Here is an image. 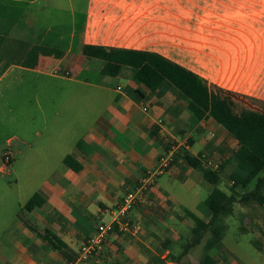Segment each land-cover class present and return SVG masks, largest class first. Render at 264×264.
<instances>
[{"label":"crops","instance_id":"crops-1","mask_svg":"<svg viewBox=\"0 0 264 264\" xmlns=\"http://www.w3.org/2000/svg\"><path fill=\"white\" fill-rule=\"evenodd\" d=\"M41 1L30 0L29 4L36 7ZM64 12L71 25L62 55L40 56L34 68H24L22 63L32 46L54 45H46V38L39 36H22L26 40L21 41L20 59L0 73V82L11 73L13 84H20L21 73H31L34 76L28 78L34 84L60 81L55 84L61 87V82L70 81L109 95L102 99L98 91L89 93L90 107L81 109V116L77 112L74 117L70 110L64 140H7L9 150L1 158L10 154L14 168L22 162L27 178L41 176L48 181L32 194L17 193L16 202L10 204L12 216L6 222L0 216V264L74 261L97 225L110 220L102 212L114 210L144 174L155 168L170 145L184 148L194 157L211 158L217 165L237 149L236 141L212 120L193 121L186 99L169 84L154 91L139 88V94L132 81L133 70L128 67L108 80L101 73V61L82 55L83 45L154 53L199 76L209 87L264 103V0H64ZM78 15L77 25L74 20ZM0 36L7 37L1 30ZM11 71L18 75L14 77ZM83 71L96 72L99 82L63 75L79 76ZM59 115L57 109L55 119ZM68 130L74 135L71 143L65 139ZM35 134L41 136L39 131ZM78 143L82 144L79 148ZM195 143L199 144L196 151ZM230 147L234 149L226 154ZM66 156L75 160L79 170L63 164ZM165 174L169 176L165 185L178 179L181 185L193 182L208 194L212 189L180 159ZM165 174L156 179L130 214L138 226L137 236L116 229L107 237L104 249L86 264H171L167 262L169 254L179 252L181 242L189 238L191 223L184 217L189 210L177 212L178 203L160 183ZM36 193L40 196L36 208L22 211ZM205 209L198 218L206 222L210 213ZM45 231L64 247L58 250L50 245ZM227 253L219 243L212 255L215 264L217 257L222 255L225 260Z\"/></svg>","mask_w":264,"mask_h":264},{"label":"rangeland","instance_id":"rangeland-1","mask_svg":"<svg viewBox=\"0 0 264 264\" xmlns=\"http://www.w3.org/2000/svg\"><path fill=\"white\" fill-rule=\"evenodd\" d=\"M29 1L0 0V30L7 36H4V43L0 45V54L7 66L18 63L20 59L19 49H23L21 41L26 40L22 36L46 38L45 44L54 45L51 47L59 51L61 47L67 46L71 22L65 17L68 14L64 12V0H48L47 2L42 0L36 7L30 5ZM79 18L80 15L74 20L77 25L80 23ZM11 72H14V77L18 75L16 71ZM21 74L20 84H13L11 73L0 82V205L3 209V212L0 211V216L3 222L12 216V213H9L10 204L15 201L17 193L32 194L41 187L44 181H48L41 176L37 179L27 178L28 174L22 172V162L15 163V168L12 164L4 167L1 156L4 151L9 150L7 140L20 139L28 142L48 137L54 140H64V128L71 120L70 110L75 117L81 109L85 111L87 107H90L89 97H87L89 93L98 91L102 99L109 95L102 90L80 86L70 81L61 82L63 84L61 87L55 84L60 81L34 84L28 78L33 77V74ZM54 74L62 75L58 72ZM63 75L64 78L87 80L94 84H97L100 78L94 71H83L79 76L68 75V72H64ZM103 77L111 80L109 76L104 75ZM84 93H86L85 97L80 98ZM229 93L235 99L236 111L241 108L260 110L264 107L262 102L253 98ZM91 102L95 103L90 99ZM64 108H66L65 111ZM57 109L60 112V118L55 119ZM79 114L81 116L82 112ZM36 131L41 132L40 137L35 134ZM65 134L67 142L74 141V135L70 130ZM193 149L198 150L199 144L195 143ZM233 149L230 147L226 154H230ZM209 161L215 164L211 158H206V165H208L207 162L210 163ZM51 165L56 164L50 163L49 166ZM228 171V168L224 171L219 184V188L227 192ZM168 178V175H163L160 183L173 197L174 202L178 203L175 205V210L179 212L182 208H186L197 217H201L203 211L206 210L203 202L208 195V190L193 182L183 186L178 179H171L170 184L165 185ZM233 211L231 216L224 219L226 231L220 242V245L224 246L229 253L225 260L222 259V255L217 257L216 264H264V205L242 207L235 204ZM192 253L190 260L196 263L200 249H193Z\"/></svg>","mask_w":264,"mask_h":264},{"label":"trees","instance_id":"trees-1","mask_svg":"<svg viewBox=\"0 0 264 264\" xmlns=\"http://www.w3.org/2000/svg\"><path fill=\"white\" fill-rule=\"evenodd\" d=\"M3 42L4 37L0 36V45ZM81 53L86 58L101 61V73L106 76L118 75L122 67L133 70L132 81L137 85L139 94V88L154 91L161 84H169L186 99V110L193 121L210 119L236 141L237 149L218 164L217 169L208 167L203 157H194L184 148L177 149L171 163L172 165L177 159L182 160L197 171L212 189L204 200L210 213L209 219L205 222L189 211L184 212V217L191 223L190 236L181 242L179 252L169 254L167 262L215 264L212 255L224 237V219L233 214L234 205H264V107L260 110L241 108L236 111L235 99L231 93L209 87L199 76L154 53L93 45H83ZM61 55L62 52L55 48L34 45L26 53L22 67L34 68L40 56L59 58ZM6 68L7 65H2L0 58V73ZM81 145L78 143V148ZM63 164L73 171L79 170V165L71 156H66ZM227 168L228 192L219 188ZM39 200L37 193L32 195L22 206V211L34 210ZM116 229L114 226L113 233ZM44 234L55 249L61 250L64 247L49 232L45 231ZM193 249H200L196 263L190 260Z\"/></svg>","mask_w":264,"mask_h":264},{"label":"built area","instance_id":"built-area-1","mask_svg":"<svg viewBox=\"0 0 264 264\" xmlns=\"http://www.w3.org/2000/svg\"><path fill=\"white\" fill-rule=\"evenodd\" d=\"M177 149L178 146L170 145L167 152L158 158L155 168L144 174L137 185L122 197L114 210L106 209L102 212L110 216V221L97 225L95 233L85 240L79 248L75 260L69 264H86L91 258L101 252L106 245L107 237L113 233L114 226L122 233L131 236L137 234L138 226L132 223L130 214L135 206L142 202L148 190L155 185L156 179L170 170L173 156ZM2 161L4 167L10 166V154H5ZM204 161L206 162V159ZM207 164L208 167L217 169V164H212L211 162H207Z\"/></svg>","mask_w":264,"mask_h":264}]
</instances>
